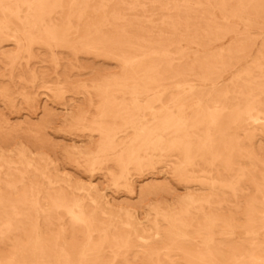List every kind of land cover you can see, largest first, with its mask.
<instances>
[{
    "label": "rangeland",
    "instance_id": "rangeland-1",
    "mask_svg": "<svg viewBox=\"0 0 264 264\" xmlns=\"http://www.w3.org/2000/svg\"><path fill=\"white\" fill-rule=\"evenodd\" d=\"M263 117L264 0H0V264H264Z\"/></svg>",
    "mask_w": 264,
    "mask_h": 264
},
{
    "label": "bare ground",
    "instance_id": "bare-ground-1",
    "mask_svg": "<svg viewBox=\"0 0 264 264\" xmlns=\"http://www.w3.org/2000/svg\"><path fill=\"white\" fill-rule=\"evenodd\" d=\"M64 10H65V9H64ZM231 12H232V11H231ZM65 13H66V12H65ZM65 13H64V14H65ZM66 15H67V14H66ZM66 15H65V16H66ZM65 16H64V17H65ZM62 18H63V17H62ZM11 21H12V20H11ZM250 45H251V43H250ZM247 46H248V45H247ZM145 66H148V65H145ZM145 66H143V67H145ZM141 68H142V66H141ZM144 70H145V69H144ZM130 71H131V70H130ZM139 71H140V70H139ZM148 72H149V71H148ZM142 73H143V71H142ZM138 74H139V73H138ZM140 74H141V73H140ZM148 77H149V76H148ZM239 83H240V82H239ZM252 108H253V107H252ZM252 108H251V109H252ZM256 108H257V107H256ZM251 109H250V110H251ZM250 110H248V111H250ZM257 114H258V113H257ZM235 116H236V115H235ZM249 119H255L254 115L250 114V115H249ZM258 120H261V119H259V118L255 119V121H258ZM262 120H264V117H263ZM255 121H254V122H255ZM262 186H263V185H262ZM229 188H230V187H229ZM72 214H73V213H72ZM74 216H75V215H74ZM238 250H239V249H238ZM257 254H258V253L255 254L256 256L254 255L256 258H257V256H258ZM252 257H253V256H252ZM256 258H255V259H256ZM253 259H254V258H253ZM239 264H240V262H239Z\"/></svg>",
    "mask_w": 264,
    "mask_h": 264
}]
</instances>
